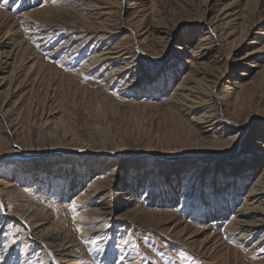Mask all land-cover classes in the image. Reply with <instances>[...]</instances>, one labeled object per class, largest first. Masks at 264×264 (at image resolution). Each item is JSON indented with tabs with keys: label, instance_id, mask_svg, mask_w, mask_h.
Wrapping results in <instances>:
<instances>
[{
	"label": "rangeland",
	"instance_id": "rangeland-1",
	"mask_svg": "<svg viewBox=\"0 0 264 264\" xmlns=\"http://www.w3.org/2000/svg\"><path fill=\"white\" fill-rule=\"evenodd\" d=\"M0 14V264H264V227L235 216L264 172V0H0ZM101 41L133 47L131 87L135 66L93 59ZM192 69L207 104L182 100ZM204 109L213 129L194 121ZM222 125L235 143L192 144Z\"/></svg>",
	"mask_w": 264,
	"mask_h": 264
},
{
	"label": "bare ground",
	"instance_id": "bare-ground-1",
	"mask_svg": "<svg viewBox=\"0 0 264 264\" xmlns=\"http://www.w3.org/2000/svg\"><path fill=\"white\" fill-rule=\"evenodd\" d=\"M100 1V0H99ZM93 7H94V11L93 12H89V16H96L98 17L99 19H101L103 17V19L101 20V23L103 24H108L110 21H113V20H110L112 19L111 17H113V12L109 9V8H106V7H100L98 4H93ZM2 11V10H1ZM5 14V13H4ZM1 15V14H0ZM93 16V17H94ZM116 16V15H115ZM117 17V16H116ZM71 18V17H70ZM114 18V17H113ZM119 19V18H118ZM89 21H91L93 23L94 19L92 18L91 20L88 19ZM72 21H74L72 19ZM83 22V21H82ZM80 23V22H79ZM119 23V22H118ZM117 23V24H118ZM102 24V25H103ZM119 25V24H118ZM72 27V26H71ZM83 28V27H82ZM88 28V27H87ZM114 28V26H113ZM92 29V28H91ZM95 29V28H94ZM111 29V28H110ZM118 29V28H117ZM105 31H109L107 30L106 28H104ZM88 31V30H87ZM95 31V30H94ZM90 32V31H89ZM115 32V31H114ZM112 33V32H111ZM261 33V31L259 32ZM80 37V36H79ZM89 37H92L89 36ZM104 37H108V36H104ZM106 40V39H105ZM104 41V40H103ZM130 48V49H128ZM133 47H128V46H125L124 44H116L112 47H107L106 44H103V42L101 41V43L98 45V48L95 50L96 52L94 53H98L93 59L95 60V62L98 64V63H101V64H104L105 67H108L110 64H112L113 62H117V61H123L124 64H127V67H125L124 65H121V67L119 68H116V70L118 71L119 69H125L127 71V69L130 67V66H135V71L134 72V77L133 79L131 80H128V81H125L122 88H120V90H123V89H126L127 87H131L132 86V83H135L136 80L138 79L139 77V74H141L143 72V67H141L140 65H138L137 63L133 64L135 62V53L134 51L132 50ZM58 49V48H57ZM239 57V56H238ZM236 57L233 58L232 61L234 60H237L235 59ZM244 58V57H243ZM240 59V58H239ZM125 61V62H124ZM94 62V63H95ZM130 64V65H129ZM133 64V65H132ZM129 65V66H128ZM91 67V66H90ZM116 67V66H115ZM210 67V66H209ZM89 68V66H83V70L84 69H87ZM124 70V71H125ZM192 71V72H191ZM193 71L195 72V70H190L189 72H187L184 76H183V84L185 86H187L186 89L187 92L186 93H181V97H182V100H188V96L191 95V93H196L195 97L194 98H198V99H203L202 101H205L203 102L204 104H207L209 103L207 100H204L205 98V94H207V92H205V89L203 90V88L201 87V85H199V83L197 81H195L194 79V73ZM211 71V70H210ZM121 72V70H120ZM127 73H130V71H127ZM207 77V76H206ZM205 77V78H206ZM210 78V77H209ZM214 78V77H213ZM203 80V79H202ZM206 80V79H204ZM208 83L207 86L209 87V90L211 91V89H213V86L215 85L216 80H213V79H208L207 80ZM182 82V81H181ZM182 84V83H181ZM182 84V85H183ZM181 86V85H179ZM178 87V86H176ZM177 90V89H176ZM185 91V90H184ZM181 92V91H180ZM177 93V92H176ZM175 94V93H174ZM211 97V95H210ZM192 98V97H191ZM208 98H209V95H208ZM244 98V96H243ZM239 100V96L237 98ZM185 100V101H186ZM237 100V101H238ZM245 101V100H243ZM182 101H180L178 99V101H175L174 100V105L177 106L179 109H180V112H183L185 111L186 114H191L196 107L192 106V105H186L184 103H180ZM212 102V101H211ZM196 103H200L199 102H196ZM247 103V102H246ZM178 104V105H177ZM241 104V102H240ZM238 103V106L240 105ZM244 103H242L243 105ZM209 106V104H208ZM202 108V107H201ZM198 109V108H197ZM179 111V110H178ZM199 111V110H198ZM197 112V111H196ZM8 115V114H7ZM194 116V115H193ZM196 116V115H195ZM218 116V115H217ZM217 116L216 114L214 115L213 112H209L207 111L206 109H204L202 111L201 114H199L198 116H196L195 120L197 123H205V125H203V127H208L209 129H212L215 127H213V125H215V123H217V121L219 119H217ZM263 123H264V119H263ZM196 124V123H195ZM262 128H263V135H264V124L261 125ZM235 129H232L231 127H227V126H221V127H218L217 128V138L216 139H208V136H196V139H199V140H194V142H192V144H195V143H198V141H205L206 143L210 144V145H225L226 143L228 144L229 141L231 143H235L236 141V138L237 136H233L235 133ZM208 133V132H206ZM215 133V131H214ZM259 134V133H258ZM262 136V135H261ZM261 136L259 138H257V140H253L254 141V144H258L260 142V139L263 141L264 138H261ZM256 137V136H255ZM193 140V139H191ZM191 143V142H190ZM191 146V145H190ZM193 146V145H192ZM196 146H200V144L196 145ZM256 160V159H255ZM249 162V161H248ZM243 166H247L245 164H242ZM232 165H226V167H222L220 168V172L223 171L225 168H230ZM218 167V166H217ZM248 167V166H247ZM196 170V169H195ZM250 170H253V168L251 167ZM194 171V170H193ZM197 171V170H196ZM228 172V171H227ZM114 173V172H113ZM193 173V172H192ZM200 175V174H199ZM243 175V174H242ZM196 181V180H195ZM245 182V181H244ZM246 183V182H245ZM209 184V183H208ZM248 184V183H247ZM10 186V185H9ZM82 196V195H81ZM248 201L246 203L247 204H250L248 207H241L239 209L236 210V213H235V216H236V222L237 223H240L241 226L243 227H246V228H249L251 227L252 230L255 229V228H260V227H264V172L261 173V175L258 177L257 179V182L255 183V185L252 187V189H250L249 193H248ZM247 198V197H246ZM247 200V199H246ZM86 201V200H85ZM83 201V202H85ZM103 202V201H102ZM99 203V202H98ZM255 204V205H254ZM104 206V205H103ZM110 206V205H109ZM154 208V207H153ZM105 209V208H104ZM111 209V208H110ZM37 210V209H36ZM155 210V209H154ZM154 210H150V211H154ZM40 211V210H39ZM36 213V212H35ZM41 213V212H40ZM106 213V212H105ZM31 214V213H30ZM108 214V213H107ZM110 214V213H109ZM19 217H22L21 215ZM29 217V215L27 216ZM30 218V217H29ZM39 219V217H37ZM21 219V218H20ZM25 219V218H23ZM22 220V219H21ZM28 220V219H27ZM237 225V224H236ZM229 227H232L233 225H228ZM239 226V224H238ZM250 228V229H251ZM240 229V227H239ZM58 230V229H57ZM236 230V229H235ZM249 230V229H248ZM60 231V230H59ZM58 232H55V233H52V234H45L43 235V238L44 240H52V241H56L59 236H60V233ZM62 232V231H61ZM236 232V231H235ZM44 234V233H43ZM264 235V233H263ZM42 236V235H41ZM264 237V236H263ZM40 238V239H41ZM241 238H244V237H241ZM240 238V239H241ZM264 239V238H263ZM263 239H259L255 242V244L253 246H255L256 244H259L260 242L263 241ZM42 241V240H41ZM46 243V242H45ZM2 264V263H1Z\"/></svg>",
	"mask_w": 264,
	"mask_h": 264
},
{
	"label": "snow or ice",
	"instance_id": "snow-or-ice-1",
	"mask_svg": "<svg viewBox=\"0 0 264 264\" xmlns=\"http://www.w3.org/2000/svg\"><path fill=\"white\" fill-rule=\"evenodd\" d=\"M55 2H56V0H53V3H55ZM71 207H72V210H73V211L76 210V204H75V203H73ZM80 230H81V229H79V228L77 229V231H80ZM124 243L127 244L128 241H124Z\"/></svg>",
	"mask_w": 264,
	"mask_h": 264
}]
</instances>
